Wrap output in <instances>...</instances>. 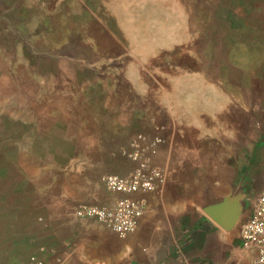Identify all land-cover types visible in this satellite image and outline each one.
<instances>
[{"label":"rangeland","instance_id":"1","mask_svg":"<svg viewBox=\"0 0 264 264\" xmlns=\"http://www.w3.org/2000/svg\"><path fill=\"white\" fill-rule=\"evenodd\" d=\"M263 7L264 0H0V230L29 211L38 183L58 172L66 178L87 138H103L111 164L126 141L113 140L119 113L162 98L176 104L179 86L205 78L233 108L228 124L201 142L171 198L185 201V221L232 198L242 211L238 231L264 189V45L244 26Z\"/></svg>","mask_w":264,"mask_h":264},{"label":"crops","instance_id":"2","mask_svg":"<svg viewBox=\"0 0 264 264\" xmlns=\"http://www.w3.org/2000/svg\"><path fill=\"white\" fill-rule=\"evenodd\" d=\"M260 11L264 13V7ZM247 13L252 16L248 9ZM249 23L244 26L256 33L258 44L264 45V15ZM204 73L195 75L202 77ZM174 103L162 98L157 104H135L128 113L118 114L120 132L113 140L126 139L123 147L138 134L161 137L157 159L170 171L165 188L145 196L147 210L137 232L119 237L97 222L78 220L73 215V209L82 204H110L112 197L103 176L126 175L134 168V163L120 151L109 156L108 164L103 138L93 136L87 138L82 149H72L73 164L68 165L66 178L58 172L48 185L37 182L40 188L29 211L17 213L14 226L0 230V264H22L34 255L49 263L62 259L65 264H180L174 251L188 235L183 253L191 260L255 264V253L243 247L241 227L236 231L239 220L234 224L231 206L212 209L220 223L210 216V208L222 201L193 213L189 220H180L185 201L172 199L170 192L180 185L182 174L190 167L189 160L201 150V142L228 124L226 115L233 108L231 97L216 81L203 78L200 83L179 86ZM129 128L134 129L127 139L124 133ZM5 217L9 219L8 212Z\"/></svg>","mask_w":264,"mask_h":264},{"label":"built area","instance_id":"3","mask_svg":"<svg viewBox=\"0 0 264 264\" xmlns=\"http://www.w3.org/2000/svg\"><path fill=\"white\" fill-rule=\"evenodd\" d=\"M161 137L138 134L131 138L120 152L134 163L133 170L126 175L106 174L102 180L112 197L110 204H82L73 209L78 220L94 221L103 225L119 237L138 231L147 210L145 196L162 191L167 185L169 168L158 162ZM190 235L185 236L174 251L180 264H208L205 259L191 260L183 253ZM241 240L245 250L255 253V264H264V189L253 203L249 218L241 226ZM22 264H65L62 259L49 263L38 255L31 256Z\"/></svg>","mask_w":264,"mask_h":264},{"label":"water","instance_id":"4","mask_svg":"<svg viewBox=\"0 0 264 264\" xmlns=\"http://www.w3.org/2000/svg\"><path fill=\"white\" fill-rule=\"evenodd\" d=\"M226 206L227 207L231 206L233 208L232 211L234 212V215H235V218H234V224H235L239 220L242 211H241L239 203L236 200H233L232 198H226L221 203L216 205L215 207H211L210 208V211H211L210 216H212L214 218V220H216L217 222L220 223V221L215 218L216 216L212 214V209L213 210L214 209L220 210Z\"/></svg>","mask_w":264,"mask_h":264},{"label":"bare ground","instance_id":"5","mask_svg":"<svg viewBox=\"0 0 264 264\" xmlns=\"http://www.w3.org/2000/svg\"><path fill=\"white\" fill-rule=\"evenodd\" d=\"M186 110V109H185ZM190 110V109H189ZM183 113V112H182Z\"/></svg>","mask_w":264,"mask_h":264}]
</instances>
